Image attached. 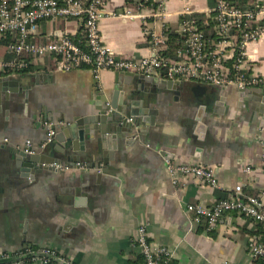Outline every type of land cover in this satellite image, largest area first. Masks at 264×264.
I'll return each instance as SVG.
<instances>
[{
	"label": "crops",
	"instance_id": "crops-1",
	"mask_svg": "<svg viewBox=\"0 0 264 264\" xmlns=\"http://www.w3.org/2000/svg\"><path fill=\"white\" fill-rule=\"evenodd\" d=\"M162 1L163 20L123 14L128 6L134 15H147ZM215 3L107 0L106 9L114 14L101 19V36L118 56L139 58L150 53L144 27L167 37V31L177 32L184 7L207 21L206 10ZM64 26L76 30L74 22L41 21L37 35L46 40ZM246 55L251 71L264 76V38L249 43ZM7 58L4 45L0 60ZM5 75L19 83L18 91L16 83L8 89L0 85V251L47 246L74 264H140L131 239L144 225L151 241L173 249L172 264H256L246 250L248 238L258 230L255 222L231 212L222 216L214 231L206 232L202 224L191 221L185 206H209L221 197L234 196L237 186L243 196L261 190L264 174L257 166L264 150L263 94L193 80H177L171 86L169 80L156 76L158 81L150 82L137 74L107 69L96 76L87 66L62 71L53 55L32 60L23 72L0 70V76ZM130 91L136 100L149 96L142 105L149 112L144 117L155 120L133 126L132 139L124 133L119 145L112 133L95 132L92 137L82 132L81 140H73L79 158L58 160L71 165L68 170L30 173L14 165L10 153L22 150L26 140L36 154L55 158L60 145L55 137L62 128L93 110L104 96L118 104ZM45 123L56 124L55 135L40 149ZM139 128L143 132H136ZM104 151L111 152L106 164ZM169 161L210 166L218 186L186 177L173 184ZM77 162L93 168L80 170L74 166ZM247 163L255 166L250 174L243 172Z\"/></svg>",
	"mask_w": 264,
	"mask_h": 264
},
{
	"label": "built area",
	"instance_id": "built-area-1",
	"mask_svg": "<svg viewBox=\"0 0 264 264\" xmlns=\"http://www.w3.org/2000/svg\"><path fill=\"white\" fill-rule=\"evenodd\" d=\"M260 1L252 8H241L228 0H216L215 5L206 10L209 19H204L206 23H211V37L204 34L198 18L192 15L193 10L186 6L180 12L177 30L180 44L174 57H165L162 53L167 41L166 35L144 27L150 53L133 58L118 56L102 39L101 19L105 15L114 14L106 9L107 0H0V35L7 39L5 53L8 55L7 59L0 60V70L3 74L21 72L31 65L32 60L53 55L56 68L62 71L87 66L96 76L100 70L107 69L142 77L156 76L164 80L201 81L219 87L264 88V76L251 71L246 55L249 43L264 38V0ZM123 14L130 18L138 16L163 20L166 16L165 2L150 9L147 15H134L128 6L123 9ZM57 20H61L64 25L74 22L76 30L71 31L64 26L57 29L54 36L50 34L53 37L38 41V23ZM126 120L130 121V118L126 117ZM55 125L45 123L46 137L40 149L51 142L55 135ZM22 150L29 155L37 153L30 140L25 141ZM253 165L244 164L243 172L250 174L255 167ZM49 166L58 171L71 167L62 162H52ZM74 166L83 171L93 168L81 162ZM167 168L173 184L180 177H186L201 185L218 186L213 169L203 163L169 161ZM257 169L264 174V150ZM94 170L99 173L101 167ZM241 190V186H237L234 196L219 198L209 206L189 203L185 210L191 214L193 223L203 224L206 232L214 231L222 216L231 212L260 223L264 228V185L252 195L243 196ZM263 234V231L256 230L248 238L246 250L253 262L262 260L264 263ZM131 246L142 255L143 264H170L173 259V249L151 241L144 225L136 229ZM36 263L74 264L47 246L0 251V264Z\"/></svg>",
	"mask_w": 264,
	"mask_h": 264
},
{
	"label": "water",
	"instance_id": "water-1",
	"mask_svg": "<svg viewBox=\"0 0 264 264\" xmlns=\"http://www.w3.org/2000/svg\"><path fill=\"white\" fill-rule=\"evenodd\" d=\"M145 79L150 82L158 81L157 78L153 76L144 77V80ZM12 83H16L17 85L16 91H18L19 82L12 81L8 77V75L0 76V85L4 89H8V86L11 85ZM167 84H170L172 86L173 84H178V81L169 80ZM247 89H250L249 92H252L254 94L259 93L264 95V88L254 87ZM241 90L245 91L246 89H241ZM133 95H134L133 91L124 93L123 94L124 100L122 101V103H118V104L114 103L113 101L107 102L108 100L104 96L103 98H101L102 100L100 101V103L95 104L93 110H90V112H88L85 116L74 118L70 123L67 124L65 128H62V133H59V136L55 137L57 143L60 144L56 146V149L58 150L59 153L55 158L48 157L47 155L44 154L29 155L25 153L23 150L12 151L10 153V158L14 159L13 163L15 166H18L19 168L25 167L24 171L30 173H34V172L39 173L43 170H53V168L49 166V164L52 162L64 161L70 159V157L72 159H78L79 154L76 153L77 148L73 140L76 137H78L81 140L83 135L82 132L88 131V133L92 137L94 136L95 132H99L102 135L112 133L113 138H116L118 140L119 145H121L122 136L124 135V133L128 135L127 137L129 139H132V135L129 134H131L133 126H139V125L147 126L149 124H153V122L155 121L152 119L148 121L144 117L149 112L146 111V109H144L142 105H143V101L149 98V96L141 95L138 98V100H136L132 97ZM5 97L7 102H9L10 100L9 96L5 95ZM126 117H129L130 121H127ZM137 131L143 132V130H140V128L137 129L136 132ZM63 136H65L67 139H70L69 141L70 144L65 143ZM107 146L108 144L105 145L103 144V148H106ZM110 155L111 152L108 151L103 152V158H102L103 164H106L108 160L107 157ZM27 168H29V170H27ZM32 168L33 170L30 171V169ZM24 175L27 176V174Z\"/></svg>",
	"mask_w": 264,
	"mask_h": 264
},
{
	"label": "trees",
	"instance_id": "trees-1",
	"mask_svg": "<svg viewBox=\"0 0 264 264\" xmlns=\"http://www.w3.org/2000/svg\"><path fill=\"white\" fill-rule=\"evenodd\" d=\"M231 2V4L235 5V6H239L241 8H252L254 7L257 3H261L260 0H228ZM148 3V2H147ZM199 19V25L201 27V29L203 30L204 34L207 37H211V23L209 22H205V20L203 18L198 17ZM38 41L44 40L41 37H38L37 39ZM7 39H4V37L2 35H0V51L2 50V48L4 47V45L6 44ZM180 44V36L177 32L175 31H167V41L165 46L162 49V53L165 57H169L172 58V56L174 55V50L175 48L178 47V45ZM173 54V55H172ZM31 66V65H30ZM30 66L28 68H30ZM27 68V69H28ZM27 69L23 70L26 71ZM21 71V72H23ZM221 198H225V197H221ZM202 224V223H200ZM203 225V224H202ZM257 229L260 232H264V228L260 223H256ZM263 239H264V234H263ZM36 248V247H33ZM137 261H140V264H143V257L142 255H137ZM256 264H264L262 260H256L255 261ZM170 264H172V260L170 261Z\"/></svg>",
	"mask_w": 264,
	"mask_h": 264
}]
</instances>
